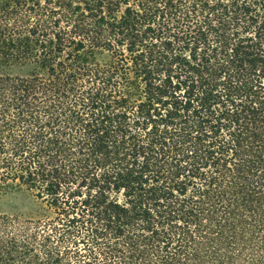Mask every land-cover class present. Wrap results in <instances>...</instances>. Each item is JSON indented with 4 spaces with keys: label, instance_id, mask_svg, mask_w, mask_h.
<instances>
[{
    "label": "trees",
    "instance_id": "16d2710c",
    "mask_svg": "<svg viewBox=\"0 0 264 264\" xmlns=\"http://www.w3.org/2000/svg\"><path fill=\"white\" fill-rule=\"evenodd\" d=\"M8 193L0 264H264V0H0Z\"/></svg>",
    "mask_w": 264,
    "mask_h": 264
},
{
    "label": "rangeland",
    "instance_id": "374dc122",
    "mask_svg": "<svg viewBox=\"0 0 264 264\" xmlns=\"http://www.w3.org/2000/svg\"><path fill=\"white\" fill-rule=\"evenodd\" d=\"M99 61H105L106 56H97ZM28 71L27 67H13L9 70L13 74H24ZM33 205L29 199H26L23 194L20 193H8L4 196H0V214H17L27 213L31 211Z\"/></svg>",
    "mask_w": 264,
    "mask_h": 264
}]
</instances>
